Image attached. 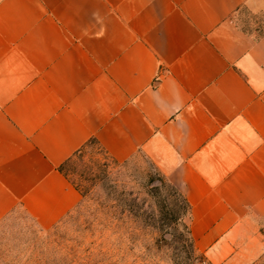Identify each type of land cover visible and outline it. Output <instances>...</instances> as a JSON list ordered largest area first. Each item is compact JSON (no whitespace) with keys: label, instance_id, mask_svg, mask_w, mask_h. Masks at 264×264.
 Instances as JSON below:
<instances>
[{"label":"crops","instance_id":"1","mask_svg":"<svg viewBox=\"0 0 264 264\" xmlns=\"http://www.w3.org/2000/svg\"><path fill=\"white\" fill-rule=\"evenodd\" d=\"M92 141L151 159L229 256L264 225V0H0V235L74 211Z\"/></svg>","mask_w":264,"mask_h":264},{"label":"rangeland","instance_id":"2","mask_svg":"<svg viewBox=\"0 0 264 264\" xmlns=\"http://www.w3.org/2000/svg\"><path fill=\"white\" fill-rule=\"evenodd\" d=\"M64 171L82 198L49 230L16 224L0 235V264H264V225L237 239L219 263L191 259L182 245L186 204L142 153L116 160L92 141Z\"/></svg>","mask_w":264,"mask_h":264},{"label":"trees","instance_id":"3","mask_svg":"<svg viewBox=\"0 0 264 264\" xmlns=\"http://www.w3.org/2000/svg\"><path fill=\"white\" fill-rule=\"evenodd\" d=\"M183 199H184V202L186 204V211L184 212V215H188L189 205H188V203L184 197H183ZM183 226H184L185 231H186L184 239L182 240L183 248L185 249L186 253L188 254V256L191 259L203 261L204 260L203 255L198 254V251L195 249L194 241H193L189 226L188 225H183Z\"/></svg>","mask_w":264,"mask_h":264}]
</instances>
